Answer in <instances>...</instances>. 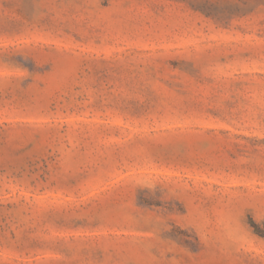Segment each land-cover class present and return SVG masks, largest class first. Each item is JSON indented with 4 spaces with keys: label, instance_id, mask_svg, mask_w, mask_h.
<instances>
[{
    "label": "rangeland",
    "instance_id": "1",
    "mask_svg": "<svg viewBox=\"0 0 264 264\" xmlns=\"http://www.w3.org/2000/svg\"><path fill=\"white\" fill-rule=\"evenodd\" d=\"M264 0H0V264H264Z\"/></svg>",
    "mask_w": 264,
    "mask_h": 264
},
{
    "label": "trees",
    "instance_id": "2",
    "mask_svg": "<svg viewBox=\"0 0 264 264\" xmlns=\"http://www.w3.org/2000/svg\"><path fill=\"white\" fill-rule=\"evenodd\" d=\"M253 227H254V230H255L258 234L264 236V222H263V226H261V225L258 224V223H253Z\"/></svg>",
    "mask_w": 264,
    "mask_h": 264
}]
</instances>
